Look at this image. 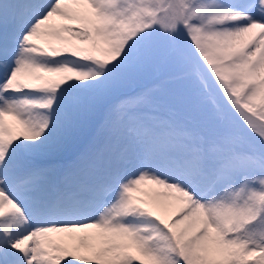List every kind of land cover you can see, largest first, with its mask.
Returning a JSON list of instances; mask_svg holds the SVG:
<instances>
[{
  "label": "snow or ice",
  "instance_id": "snow-or-ice-1",
  "mask_svg": "<svg viewBox=\"0 0 264 264\" xmlns=\"http://www.w3.org/2000/svg\"><path fill=\"white\" fill-rule=\"evenodd\" d=\"M76 262L264 264V0H0V264Z\"/></svg>",
  "mask_w": 264,
  "mask_h": 264
},
{
  "label": "bare ground",
  "instance_id": "bare-ground-1",
  "mask_svg": "<svg viewBox=\"0 0 264 264\" xmlns=\"http://www.w3.org/2000/svg\"><path fill=\"white\" fill-rule=\"evenodd\" d=\"M57 20L59 22V18H57ZM62 22L63 23H71V21H62ZM146 185H147L146 182H145V184H141L140 185L141 189L146 190L145 189ZM156 186H155V189L159 188V186H157V188H156ZM139 194L141 195V194H144V193L142 192V193H139ZM172 197H175V196H172ZM172 197H170V198H172ZM161 199H164V198H161ZM180 203H181V201L179 199L176 200L175 198H173V200L171 202L169 201L170 206H166V207L160 208V209H158V211H159V213L161 215H164L165 217H168L169 215H172V213H174L175 209H178L177 207L180 206ZM77 264H79V262H77Z\"/></svg>",
  "mask_w": 264,
  "mask_h": 264
},
{
  "label": "rangeland",
  "instance_id": "rangeland-1",
  "mask_svg": "<svg viewBox=\"0 0 264 264\" xmlns=\"http://www.w3.org/2000/svg\"><path fill=\"white\" fill-rule=\"evenodd\" d=\"M143 184H145V182L143 183ZM146 186H145V189L146 190H144L145 192H150L152 189H155V186L156 185H153L150 181H147L146 182ZM158 186V185H157ZM157 186H156V188H157ZM160 187V186H159ZM141 195H144V194H141ZM146 196V197H145ZM173 196H175V195H173ZM169 198V199H168ZM168 198H164L166 201H168L167 202V204H166V206H170V204H169V201L171 202L172 200H173V198H175L176 200L178 199V198H176V196L175 197H172V198H170V197H168ZM144 199H146V200H149V201H151V197L150 196H148V195H144ZM168 199V200H167ZM165 206V207H166ZM178 209H179V207H177ZM178 209H175V211H174V213H172V215H174L175 213H177V211H178ZM169 216H171V215H169ZM77 264V263H76Z\"/></svg>",
  "mask_w": 264,
  "mask_h": 264
}]
</instances>
